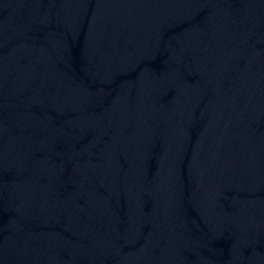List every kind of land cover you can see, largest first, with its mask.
I'll return each mask as SVG.
<instances>
[{
  "label": "water",
  "instance_id": "95a60500",
  "mask_svg": "<svg viewBox=\"0 0 264 264\" xmlns=\"http://www.w3.org/2000/svg\"><path fill=\"white\" fill-rule=\"evenodd\" d=\"M0 264H264V0H0Z\"/></svg>",
  "mask_w": 264,
  "mask_h": 264
}]
</instances>
